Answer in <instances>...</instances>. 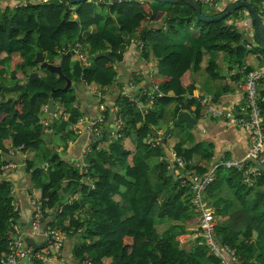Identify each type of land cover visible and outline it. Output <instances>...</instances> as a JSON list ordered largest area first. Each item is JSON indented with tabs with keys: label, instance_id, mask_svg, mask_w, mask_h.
Masks as SVG:
<instances>
[{
	"label": "trees",
	"instance_id": "obj_1",
	"mask_svg": "<svg viewBox=\"0 0 264 264\" xmlns=\"http://www.w3.org/2000/svg\"><path fill=\"white\" fill-rule=\"evenodd\" d=\"M98 1L79 5L71 0H50L43 4L28 1L27 5L15 6L11 0H0L3 9L0 21V174L5 166L22 165L17 170L28 187V198L41 199L44 208L53 213L45 214L46 228L55 229V224L67 220L66 226L57 229L78 239L73 249L77 264H221L208 254L204 244L187 250L179 239L187 227L198 226L199 219L192 214L190 191L182 184L184 171L180 172L179 168L170 171L163 162L171 156L167 144L170 148V141L177 138L173 150L188 169L198 174L207 172L205 165L196 164L191 168L189 164L200 155L210 159L209 153L201 144L186 147L176 130L168 136L164 134L165 143L159 141L156 148L146 140L157 134L154 127L165 120L166 108L172 101H178L175 117L184 111L191 112L198 120L202 117L203 107L197 101L187 100L186 96L195 91V83L190 81L192 71L204 70L211 80L221 79L215 60H209L206 68L202 67L206 56L223 52L243 64L248 52L264 55L260 46L255 48L250 44L251 51L239 46L241 41L248 40L238 27L229 23L232 19L239 20L240 13L247 9L242 8L222 21L205 22L199 20L196 9L186 0L166 5L153 0H121L109 8ZM194 1L201 6L205 17L218 15H209L206 7ZM260 4L261 0L252 2L258 13ZM161 8L165 10L163 24H156ZM105 11H108L107 18ZM110 16L118 23L112 24ZM91 28H96V32L82 37V32ZM132 41L138 42L146 60L151 56L157 59L159 78L152 80L151 86L158 85L161 96L143 87L136 100L133 92L127 95L121 90L124 84L136 87L143 81L133 72L129 73L128 82L117 78L118 68ZM77 42L88 52L85 61L70 50ZM40 51L48 63L56 66L61 65L65 57L63 75L73 84L84 88L95 86L103 92L113 86L119 88L113 104L106 107L101 126H107L117 117L121 121L118 137L112 141L107 137L93 138L88 166L80 168L63 158L66 151L63 145L76 138L72 130L85 112L80 108L76 93L67 99L72 87L66 93L62 91L65 86L60 83L65 81L66 84L64 76L41 69L35 62ZM106 52H110V57H97ZM16 58L21 62L11 70V61ZM250 71L252 69L247 68L246 72ZM34 72L40 79L27 83ZM7 83L21 91L16 98L4 97L3 91L11 90ZM52 91L56 106H60L67 119L59 116V110L51 119L49 113L42 111ZM260 95L264 97V84ZM107 101L106 93L99 103L105 105ZM262 106L264 110V103ZM45 120H50L47 128L43 124ZM47 129L54 131V135ZM59 139L61 146L56 143ZM126 139L134 143L130 150L125 147ZM49 140L52 141L47 147ZM58 147H64L62 155L56 150ZM13 149H19L22 157L11 154ZM40 157L47 161L45 180L43 168H37ZM154 159H162V163L152 174ZM256 165L262 170L258 177L247 176L245 170L220 167L207 196L219 219L218 239L236 250L241 264H264V165ZM9 171L3 175L8 176ZM5 177L0 176V256L8 252V238L13 233L10 220L23 228L25 225L14 207L17 204L12 183ZM248 178L250 185L246 182ZM220 191H228L230 199L219 200L216 194ZM234 199L240 206L237 212H231ZM157 221L175 224L160 234Z\"/></svg>",
	"mask_w": 264,
	"mask_h": 264
},
{
	"label": "crops",
	"instance_id": "obj_2",
	"mask_svg": "<svg viewBox=\"0 0 264 264\" xmlns=\"http://www.w3.org/2000/svg\"><path fill=\"white\" fill-rule=\"evenodd\" d=\"M116 1L118 3L121 2V0H99L98 2L107 5L109 8ZM138 1L143 2L146 0H138ZM216 2L219 4L221 10H217L214 12L211 10H207L206 12L209 15L210 14L219 15L223 13L224 11H226V9H228L233 4H235L237 0H216ZM246 2H249L252 6V2H256V0H247ZM263 4H264V0H261L259 13L261 14V16L264 17L262 13ZM163 8H161L160 11L161 14L159 16V20L165 16L164 9L166 8L164 9ZM103 14L107 18L108 11L103 12ZM73 16L76 18L75 14ZM110 17L112 18V24L118 23L115 17L112 16ZM159 20L156 21L155 23L163 24V19L162 22H159ZM229 23L238 27L239 31L241 33L242 32L244 33V36H246V39L248 40V42H245L248 51H251V49L248 48V45L250 44L255 48L257 46L258 47L260 46L259 42L256 39V34H255L256 24L254 23V20L252 19V16L248 12V10L240 13L239 20L232 19L229 21ZM96 30H97L96 28H91V30L89 31L88 30L83 31L82 37L86 38L90 36L92 33L96 32ZM248 53L249 54L246 55L243 64L236 63L230 57L229 54L223 52H217L214 54H210L209 56H206L202 64V67L206 68L209 60H215L219 65L221 79L217 81L211 80L208 74L204 70L199 72L192 71L190 73V81L192 79V81L195 83V91L193 94L196 96L197 95L206 96L218 109L232 112L233 117L241 116L240 107L242 104H244V101H243V96L241 94V89L239 87V83L242 82V80H244L245 78L246 71H244V69L247 70L248 68L255 70L256 68H260L261 66L264 65V55L251 54L250 52ZM118 71H119V75L117 78L120 79L121 81L128 82L129 73L131 72L135 73V75L138 77H142L143 78L142 82L145 83L143 86L144 88L148 84L152 85L153 84L152 80L159 78L157 59L151 56L149 60H146L142 55L141 47H139L137 41H132V43L127 47L124 56V61L119 66ZM16 85L18 86L19 83L17 82ZM131 86L132 84L129 85L124 84L120 88L121 90L123 89L124 93H132L133 90ZM91 88L98 89L95 86H91V87L86 86V88H84L80 84H74V91L78 96V102L80 104V108L83 112H85L84 113L85 116L79 121V123L72 130V132L76 134V138L69 139L63 145L66 146V151L63 154V158L66 159L67 161L72 162V164L78 167H83L85 165L88 166V157L92 154L91 152L88 154V156H85L82 153L83 149L87 145H91V141L93 139L92 134L85 131L89 128L90 125L88 116L91 117L92 119L97 118L102 111L101 110L102 105H100L99 103L100 100L95 95L92 94ZM118 89L119 88L113 86V88H107L105 90L104 95L107 93V100H108L104 105L105 107H108L109 105L113 104V100L118 95ZM149 92L151 93L153 91H149ZM16 97L17 95L12 98H16ZM214 98H217V101H214ZM0 101H2L1 96H0ZM177 106H178V101L177 100L172 101L166 108L165 120L161 121L159 125L154 127L155 131L157 132V134H155L156 138H158L159 141L164 139L162 138L163 135L167 133L169 127H172L173 123L177 120L178 116L175 117V109L177 108ZM46 107H48V105L45 106L44 108ZM43 109L42 111L44 112ZM58 110L60 112L61 108L57 104L55 115ZM114 110L116 112L117 109L114 108ZM44 114L47 115L46 112ZM49 118L50 119L52 118L51 115ZM116 120L117 117L114 116V118L111 119V122L107 126L105 125L104 127L100 128L101 131L98 137L100 140H103L104 137H107L108 138L107 140L112 141L118 137V131L115 128ZM81 129L84 130V132L82 134H79L78 132ZM103 130H105L106 135L101 138ZM174 130L176 131L178 130L177 133L183 137L186 147H194L197 144H201L202 149L204 151H207V153H209L210 155V159L203 158L202 155H200V158H198L197 156L194 162L189 164L191 168H193V166L196 164H198V166L199 164L202 166L205 165V168L207 169L206 173H208L209 170L212 169L213 167L217 165H223L227 161H231V160L244 161L246 156L248 155L249 145H250L249 133L240 128L233 127L227 122H222L221 120L210 117L209 115L206 114L204 109H203L202 117L198 120V125L193 130H189L183 124L173 129L172 132ZM109 133L110 135H108ZM178 134L175 135L178 136ZM50 135H54V131L51 130ZM51 141L52 140H49V142H47V147L50 146L49 143H51ZM61 141L62 140L59 139L56 141V143L61 146L60 144ZM177 142H178V138L177 140L172 139L170 141V148L168 147L167 144V148L170 150V153L171 151H173V148ZM124 144L126 149L129 150L132 149L134 146V143L130 139H126L124 141ZM63 148L64 147H58L56 149L60 153V155H62L61 152ZM14 156H20L19 152H17L16 155ZM156 162L157 161H154L152 164V166L154 167L152 170V174H155L159 169L158 166L155 164ZM42 163H44V165L38 166V168H45V169L48 168L47 162L38 161V165L39 164L41 165ZM10 165H13L14 167H11L7 170H2L0 176L5 177L3 175L4 173H7L9 170H14V171H9L8 176H6L5 179H8L12 183L13 195H16L15 203L20 207L22 213L21 220L22 223L25 224L24 225L25 230H27L29 228V224H28L29 219L33 212V209L30 205L31 200L30 198H28V194H27L28 187L24 184V181L22 180V176L19 175L18 172V170L22 168V165L21 166H19L18 164L15 165V163ZM186 169L194 170V169H188V167H186ZM178 170L180 172L184 171L183 169H178ZM67 184L68 182L65 183V186H67ZM219 193L220 194H216L219 200L230 199V194L228 191H220ZM69 198H71V200L73 199V197H69ZM239 210H240V206L237 203V200L234 199L232 201L231 212H237ZM65 222L67 223V220H65ZM174 224L175 223H170L169 227L173 226ZM166 225H168L166 222L157 221L156 228L158 230V233L162 234L164 231L159 232V230H161L162 227ZM195 228L196 227H187L185 233L181 234L179 237L182 244L187 250L194 249L197 246V244L201 245V241H199L201 239L197 237L199 233L196 232L197 228L196 229ZM194 233H197V236ZM36 240L42 241L40 237L37 238ZM77 241L78 239L75 240L73 239V237H68L65 242L61 255H59L55 261L46 264H77L73 256V249L76 246Z\"/></svg>",
	"mask_w": 264,
	"mask_h": 264
},
{
	"label": "built area",
	"instance_id": "obj_3",
	"mask_svg": "<svg viewBox=\"0 0 264 264\" xmlns=\"http://www.w3.org/2000/svg\"><path fill=\"white\" fill-rule=\"evenodd\" d=\"M28 1L36 3H47L50 0H26L21 5H27ZM207 10L217 11L221 10L216 0H198ZM238 1V0H237ZM262 13L264 15V4ZM251 49V46L248 45ZM80 60L87 59L88 52L84 45L77 42L70 49ZM246 71V69H244ZM264 84V65L258 69L246 72L244 80L239 83L241 94L243 96L244 104L241 105V116L233 117L232 112L218 109L206 96H196L188 94L187 100L197 101L204 109L207 115L215 119L227 122L233 127L240 128L249 133V151L244 161H227L223 165H217L209 170L206 174H198L196 170H187L185 162L177 156V153L171 151V156L165 158L164 161L168 164V170H175L176 168L184 170V180L182 184L188 187L191 194L192 212L199 219V224L196 226L197 231L202 238L201 244H204L211 256L215 257L221 264H241V261L232 247L222 244L217 236L218 220L215 209L207 200V192L209 188L216 181L217 170L220 166L227 169H236L238 171L245 170L247 176L253 177L261 176L262 170L256 164L264 165V97L260 95V87ZM132 90L135 88L131 86ZM158 90V85L154 87ZM91 92L99 100L104 96L103 90L91 88ZM130 95V93H125ZM158 95L161 96L159 93ZM151 96V94H149ZM153 98V97H151ZM101 113L97 118L92 119L88 116L89 128L85 131L92 134L93 138H98L100 135V128L105 120L104 112L106 107L101 106ZM44 112L49 113V108L46 107ZM56 115H54L55 117ZM59 116L67 119V115L59 112ZM53 117V118H54ZM44 126L47 128L50 120L44 121ZM115 128L117 131L121 129V121L117 118ZM47 132L51 130L47 129ZM78 132V131H77ZM84 130H79L82 134ZM159 139L154 136H149L146 143L152 148L158 146ZM19 149H13L11 154H16ZM91 152V145H87L82 153L87 156ZM13 165L5 166L2 170H7ZM82 168V167H80ZM246 182L250 185L251 180L248 178ZM13 194V190H12ZM30 205L33 209L29 219V228L21 227L16 221L10 220L12 234L8 238V252L0 256V264H34L35 261L42 264L53 262L61 255L65 242L68 238L66 232L61 230L47 229L45 226V214H51L50 209H45L41 199H31ZM15 210L19 212L21 217V210L18 205H14ZM53 214V213H52ZM48 219V218H47ZM42 241H37V238ZM30 240H34L41 245V248L33 254V249L28 245ZM83 264H90L84 262Z\"/></svg>",
	"mask_w": 264,
	"mask_h": 264
},
{
	"label": "water",
	"instance_id": "obj_4",
	"mask_svg": "<svg viewBox=\"0 0 264 264\" xmlns=\"http://www.w3.org/2000/svg\"><path fill=\"white\" fill-rule=\"evenodd\" d=\"M91 0H71V2L73 4H82L85 2H90ZM155 2L158 3H162V4H172L175 3L177 1L180 0H153ZM189 4H191L197 11V15L199 20L201 21H205V22H218V21H222L225 18H228L229 16H231L234 12L245 8L248 10V12L250 13V15L252 16V19L254 20V22L256 23L255 25V34H256V39L259 42L261 48L264 50V17L261 16L260 13H258L249 2L246 1H237L235 4H233L227 11L223 12L220 15L214 16V17H205L202 14V8L201 6L194 0H186ZM239 46H246L245 41H241ZM102 56H106V57H110V52H106V53H99L97 55V57H102ZM65 60V57L63 58ZM64 60L62 62L61 65H53L48 63L45 60V56L44 53L42 51L38 52L36 54V63L40 66L41 69H45L47 71H49L52 74H57L61 77H63V71H62V67H63V63ZM65 80L67 82L65 88L62 90L63 92H67L71 87H72V81L70 79H68L67 77H65ZM40 79V76L37 72H34L32 74H30L27 83H30L34 80ZM144 82L141 83L140 86H136L133 89V93H134V99L139 100L140 97V90L144 89ZM146 89L148 88L149 91H154L156 95L159 94L158 90H156L153 86H151L150 84H148L146 87ZM2 103V101H0V104ZM142 106V104H141ZM48 108H49V114L51 115V117L53 118L56 112V104L54 101V91H52L49 94V100H48ZM185 125L189 130H193L197 125H198V119H196L193 114L191 112L188 111H184L181 112L178 115L177 120L173 123L172 129H175L176 127L180 126V125ZM167 134H170V130L167 131ZM106 135L105 130L102 131V137H104ZM110 135V133L108 134ZM165 143V140L162 139V144ZM165 155V154H164ZM38 168V167H37ZM39 169V168H38ZM175 179H177V177H175ZM54 221L56 220L55 217H53ZM28 245L30 247H32L33 249V254H35L37 252V250H39L41 248V245L36 243L34 240H30L28 242Z\"/></svg>",
	"mask_w": 264,
	"mask_h": 264
},
{
	"label": "rangeland",
	"instance_id": "obj_5",
	"mask_svg": "<svg viewBox=\"0 0 264 264\" xmlns=\"http://www.w3.org/2000/svg\"><path fill=\"white\" fill-rule=\"evenodd\" d=\"M11 2H12V5H17V4H23L24 2H25V0H11ZM163 5H166V4H163ZM159 7H160V5H159ZM205 10L204 11H206V8H204ZM2 15H3V9H1L0 8V21H1V18H2ZM21 62V59H12V61H11V70H15L16 68H17V65L19 64ZM35 62H36V58H35ZM221 68H223V67H221ZM44 72V71H43ZM56 80L58 81V78L56 77ZM62 86L64 85V86H66V84H67V82H66V84H65V81H61V83H60ZM11 86V87H10ZM7 87H10L11 88V90H7L6 91V93H4V91H3V94H4V97L6 98H12V97H14V96H18L20 93H21V91H19V90H17L16 88H14L13 87V85L11 84V83H7ZM72 88L74 89V84H73V86H72ZM73 89H71L69 92H68V95H67V99H68V97L69 96H71V94H73V93H75L74 91H73ZM20 92V93H19ZM45 109V108H44ZM43 109V110H44ZM169 130H170V133L172 132V127H169ZM177 132H178V130H177ZM151 136H154L155 138H156V135L155 134H153V135H151ZM165 136H168V134L166 133V135ZM161 141V140H160ZM39 162H47L46 161V159L45 158H41L40 160H38ZM154 161H157L155 164L156 165H159V164H161L162 163V159H154ZM153 161V162H154ZM163 162H165L164 160H163ZM44 165V163H42L41 165L39 164L38 166H43ZM37 166V167H38ZM46 173H47V170L45 169V168H43V172H42V178H43V180H45V178H46ZM207 196H208V192H207ZM206 196V197H207ZM210 196H211V194H210ZM218 221H219V219H218ZM168 225H166V226H163L162 227V229L161 230H159V232H161V231H165L170 225H169V223H167ZM63 226H66V222L65 223H57V224H55V229H52V230H58L57 228H60V227H63ZM196 229V228H195ZM197 233H199L198 231H196ZM197 233H194L196 236H197ZM200 234V233H199ZM197 237H199L201 240H199V241H202V238L200 237V235H198ZM197 240V239H196ZM34 264H35V262H34ZM37 264H42L41 262L40 263H37ZM105 264H107V263H105Z\"/></svg>",
	"mask_w": 264,
	"mask_h": 264
}]
</instances>
